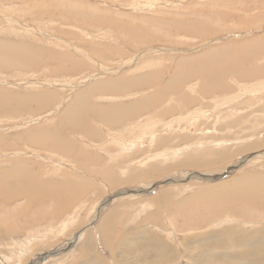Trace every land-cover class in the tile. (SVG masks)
Returning a JSON list of instances; mask_svg holds the SVG:
<instances>
[{"label": "bare ground", "instance_id": "bare-ground-1", "mask_svg": "<svg viewBox=\"0 0 264 264\" xmlns=\"http://www.w3.org/2000/svg\"><path fill=\"white\" fill-rule=\"evenodd\" d=\"M13 1H22L23 6L25 5L23 9H28L33 6H35L33 8L38 7L41 16L44 17V15H47L50 17V21H54L53 19H55L63 24H69L74 28L79 27L84 31H86L88 27H105V25H109L107 23H111V26L119 25L124 27L127 29L126 32L129 35H132L133 38H136L140 46L146 48L143 50L144 52L140 54V59H142L148 53L154 51L147 49L149 47L147 46L148 40L155 38L160 39L162 36H165L161 34L163 31L161 30L162 28L169 33L174 31L177 33H186L190 35H211V32L213 31L212 35L214 36V34L223 33L221 31H224H215V29L210 25L208 26L206 22H176V20L169 23H165L166 21H159V23H156V25L159 27H154L152 30H146L134 25V22H132V24L130 22L129 24H124L118 20L110 21L106 18L99 17L96 15V12H98L96 8L90 9V11H85L81 4H77L79 2L66 1L65 5L62 7L59 5L54 6L58 2H55L56 4L52 5L53 3L51 4L50 0ZM209 3L210 5H216L215 1ZM214 5L210 8H213ZM83 6L85 7V5ZM218 18V20H221V16ZM263 26L264 24L262 23L260 28H263ZM158 28H160V30ZM63 31L64 30H61V32ZM64 35L67 36L68 40L71 42L78 39V34L72 32L64 33ZM86 35H88V33H86ZM201 36L203 37V35ZM64 38L59 37L58 40L62 42L66 40V37ZM78 40L83 41H80L81 45L83 47H87L88 49V53L85 54L87 59L91 58L89 56L96 54H98V57L100 58H107L111 55L110 51L106 49H99L94 44L92 45L91 41V43H89V41L87 42L84 40V38L82 39L80 37ZM258 40H256L257 43L254 45H246V42L245 44L242 43L243 45H239L238 50L242 49L243 51L241 52L242 54L240 53L239 55L236 54L238 52L236 49H234V52H237L232 53V47L227 46L222 47V50L212 49L205 53H201L198 55L199 57H193L194 59H183V57H181L182 60L178 62V65H175L178 71H174L176 73L172 74L168 80L166 79L167 81L165 83L163 82L164 84L162 83L163 85H161V87L157 90L156 86L161 84L164 77V70V72L153 70V72H148L146 71L148 67H142L144 65H140L142 67H140V70H143L144 73L135 75L136 71L139 70V67L137 68L136 65H128L126 63L127 66L121 68L122 72H125L124 74L120 73V71L117 73V70L112 71V68H106L109 70L103 72L102 69L105 67L101 66V64L98 63L99 61L96 62L93 56L92 59L96 62L100 69L98 68L97 74L89 78L92 82L89 85L80 88V90L75 94L72 103H70L68 107H64L65 109L62 113L56 114L57 109L54 110L55 112L51 110L48 115L43 117L44 119L51 116V118L56 117V122H59H57V124L55 123L54 125L47 124L48 126L35 127L34 130L25 129L26 131L22 132L21 137L17 138L20 140L18 142H25L27 146L29 145L37 148V151L40 149L41 151H46L52 154L62 153L67 157L73 158L75 163L80 166L78 168L87 173V177H89L90 173H93L95 174L96 178L102 180L101 182H104L107 184V186L109 185V187H111L113 184H116V182L119 180L118 178V180L115 178L113 172L114 167H109L108 164L103 166L102 157L96 156L97 158H92V156L87 153L88 151L85 150L86 152H84L82 150L83 146L81 147L78 142L73 140V138H80L83 142H91L93 140L102 139L103 132L98 130L99 126L105 129L108 128L109 132L115 128L118 129L117 136H111V139L115 141L116 147H118L116 148L119 151L118 157L122 158L123 153L127 155L130 153V158H133L136 155H146L145 159L142 158V160L147 161L148 163H153V161H155L152 166L148 167V171L155 174L160 172L161 166L159 163L163 165V160L167 162L170 160H175L173 162H176L177 164L171 165L174 168L180 167L197 169V167H199L201 170L206 168L208 170V168L210 169L216 166V164H232L234 160H236V158L241 155V153L242 155L251 154L252 156L250 155L249 158H254L250 161L249 158L244 157L240 159L241 161H248L249 159V162H252L253 160L260 159L264 153V151H262L264 150V134L258 139L251 138L252 136L254 137L255 134L252 136H248V134L251 135L250 131L256 134H260L262 130L264 131V102L262 104L260 103L264 99V93H260L262 89L264 91V87L262 85H258V89L256 88L255 90V87H252L253 85L244 89L239 88L241 91L240 94L242 93L246 99H241L240 97L242 96L240 95H234V97L231 96L230 99L224 98L227 93L235 91V88L230 87L228 84L229 82H226L228 81L226 76H229V78L231 77L232 79L234 78L237 81L239 80L240 82L253 81L262 77L264 78V65L262 64L263 66H257L254 64L255 60L260 59L261 54H264V40H261L260 37ZM69 46L71 49L70 52L67 51L66 53H59L38 45L36 46L34 44H29L25 41L15 42L9 39L0 38V74L5 75V73L11 74L16 72L14 76L18 75L16 77H19L20 73L17 72L26 74L27 72L39 71L41 68L42 70L46 71L49 70V67L52 63H56V72H59V74L75 73L76 71L81 70L85 64H83L84 62L82 63V59L80 57L75 55L76 52H79L81 47H75L71 43H69ZM60 48H62V46ZM157 50L158 49H155V52ZM117 51V55H124V53L120 52L119 50ZM81 55L84 54L81 53ZM95 57L98 58L97 56ZM195 59H200V62L197 63V60L195 61ZM192 60L195 61V63H189ZM92 68L94 67H91L90 69L92 70ZM217 68L218 70L216 71ZM210 70L211 72H209ZM129 75L132 76L128 77ZM95 76H103L104 78L98 80L94 79ZM55 79H48L52 81V83L49 82L50 87H52L55 82H58ZM236 80H233V83L237 84ZM194 81L195 83L192 84ZM239 81L238 83H240ZM64 84L68 86L70 85L68 88L75 91V84H71L69 78L68 81L64 82ZM36 85L40 84L36 83ZM41 85L44 86L43 83ZM235 86L241 87V85ZM187 88L190 91L187 92ZM30 93L12 94L11 91L8 92V90L4 88L3 90L0 89V119L8 116L3 120H17L18 118H16V116L18 112L28 108H34L33 113L30 114L34 116L32 118L29 117V120H32L35 117H40L44 114L43 111L48 112V109L52 108L51 105L54 104V102L57 101L60 96L57 91L50 89L40 90V92H35L32 94ZM247 93L249 94V97L247 96ZM126 96L130 98L132 97L130 100L131 102L128 101L126 103H121L124 102L122 97ZM103 100H109V102H101ZM117 100L122 101L117 102ZM59 101L60 99L58 100V106L62 104V100L61 102ZM257 104H259V106H257ZM194 107H197V109L191 112ZM225 107H228L229 109L227 110ZM60 110L61 109H58V111ZM147 113L150 114L148 118H146L144 121L139 119L140 116ZM167 118H169L170 121H165ZM41 120L43 119L41 118ZM156 121L161 123V126H158L155 123ZM95 124L97 125V128L95 127ZM128 124L129 126L127 127ZM20 125H26L27 127V123L24 125H16V127ZM199 128H203L208 131L205 132L203 129H200V131ZM136 129H138V137L136 138L137 141L134 140ZM212 129H216L214 134L210 133V130ZM232 129H239L237 131L238 134L248 130L249 133L245 134L243 137H237V135L236 138H232L235 135L233 133L230 137H227L229 135H221L223 134V130L231 132ZM198 130L201 134L198 133ZM126 131L130 133L126 135ZM185 131L188 134H185ZM182 132L183 134L181 135ZM216 134L218 136H215ZM243 138V142L237 141ZM235 139H237L234 144L235 146H231L233 145V140ZM15 149L20 150V147L18 145L16 146L15 144H5L4 138L0 137L1 161L4 160L2 157H5V153H7V151H14ZM159 151L162 152L158 153ZM109 153L108 157L110 155ZM105 154H107V152ZM10 155L11 154H9V157ZM39 155L40 154H38V156ZM124 159H126V157ZM130 160L132 161L133 159ZM5 161L9 162L11 167L0 169L1 203H7L10 199H15L20 197L22 194H25L28 195V201L26 203L32 202V199L48 200V206L52 203L53 209L56 211L60 210V214L57 216H64L65 213L63 212H65L68 207L70 208L75 203L76 197L82 196L83 193H85V191L88 189L87 186L90 187L94 183L89 181V179H87L86 182V178L79 181L77 180L76 175L72 174L69 175L67 183H49L51 180L41 182L37 176L39 175V170L41 168L40 166L39 168L36 167V161H32L30 159L28 160L27 158L25 159L23 157L16 159L13 158ZM141 163L145 162L141 161ZM221 169L218 167V170L220 171L219 173L216 172L217 174H212L215 173V171L202 174H190V180L205 181L210 179L217 183H213L214 185H211L214 187H207L208 190L206 192H201L197 195H195V193V196L191 198L192 201H187L188 203H186L184 206L176 204L172 205V203L170 204V201L165 199L166 201L164 204V209L171 210V212L174 210L175 212L179 213V217H181L182 222L185 224V227L183 226L185 229H181L180 232L186 235L184 239L185 242H183V247L185 248V252H187V254L182 256L181 249L179 250L178 248L171 246L164 241H160L158 238H156V236L150 235L152 236V238L149 239L151 244L146 252L140 251L137 256H134V259L137 257L136 260L128 262V264H264V174H258V172L257 174H254L250 173L249 171V173H241V175L239 174L234 176L232 174H234L233 171H235V167H230L226 173L223 171L224 174L222 173V175H219ZM215 170H217V168ZM229 175L232 176V178L227 180L220 179ZM146 176H148V174ZM129 179H133L129 180V184L133 183V181H136L135 177L132 176H129ZM8 182H12L13 185L9 184ZM175 183H179V180H177ZM45 186L50 188L43 191ZM132 192L131 190L128 192L126 191L127 194H131L133 196L134 192ZM29 197L31 199H29ZM102 206L105 207L104 204ZM162 206L163 205H161V208ZM26 207L27 206H25V208ZM159 208L160 206L158 209ZM245 209L249 210L244 214L243 210ZM52 211L53 210H51V212ZM101 212L102 210L100 209L97 216H100ZM109 213L110 214H106V217L103 219V221H101L100 217V232L97 231V235L94 236V240H101L105 247L104 249H106L113 258H115V253L120 251L119 249L123 242V237L121 235L123 231L121 232L119 228L120 225L117 222L114 220V222H112L114 216L119 214L120 217V211H109ZM172 214L170 213V215ZM3 216L5 218L9 217V215L6 214ZM119 222H121V220ZM226 223L227 225H225ZM242 225H248L249 227L251 226L254 228L252 230H246L244 227L241 228ZM67 226L68 224H62L61 230L59 231L60 236H62L63 232L65 233V231H67ZM19 230L20 229L17 227L15 222L10 219L0 223V246L5 244L6 241L8 242L9 240H15L17 236L21 235ZM88 235V239L86 238L87 240H85L83 239L85 237V233L81 232V234L78 236L79 239L76 241L80 242L83 239V244L81 243V245H78L77 243H74V245L78 247L80 246L81 249L84 250L88 256H90L94 253H92V249L95 246V241H93L91 238L92 235ZM131 235L133 236V234ZM89 239H92L93 243ZM32 253V250L24 249V251L14 254L16 257L6 256V263L24 264L25 258L31 256ZM61 256L59 255V258L56 260L62 259L60 258ZM65 256H67V253H65ZM118 258L115 260L116 264H120L118 263L120 258ZM53 259L55 258L53 257ZM91 259H93V257ZM39 260L40 259H37V262ZM49 261H47V263ZM95 261L97 264H104L103 259L100 257H98ZM44 263L46 262L44 261Z\"/></svg>", "mask_w": 264, "mask_h": 264}, {"label": "rangeland", "instance_id": "rangeland-1", "mask_svg": "<svg viewBox=\"0 0 264 264\" xmlns=\"http://www.w3.org/2000/svg\"><path fill=\"white\" fill-rule=\"evenodd\" d=\"M50 1H51V4L53 3L52 5L56 4L55 2H58L54 6L59 5L62 7L63 5H65L66 1L79 2L77 4L79 5L81 4L82 8L85 11H90V9L96 8L98 11L96 12V15L99 17L106 18L107 20H110V21L118 20V21L123 22L124 24H129V22L132 24V22H134L133 23L134 25L140 28L146 29V30H152L154 29V27L156 28L159 27L158 25H156V23H159V21H164V22L166 21L165 23H169V22H174L176 20V22L177 21L206 22V24L208 26L210 25L211 27H213L215 31H219V30H224V31H221L223 33L214 34V36L212 35L213 31L211 32V35L209 34L210 36L201 34L203 35L202 37L199 34L190 35L186 33H177L174 31L169 33L168 31L162 28L161 30L163 31L161 32V34L165 36L161 37L160 35L161 37L160 39L155 38L156 40L155 39L148 40L147 46L149 47L147 49L150 51H153V50L154 51L148 53L146 56L140 59L139 57L140 54L143 53L144 52L143 50H145L146 48L145 47L143 48L142 46H140L136 38L135 37L133 38L132 35H129L126 32L127 29H125L124 27H121L119 25L111 26L112 25L111 23H107L109 25L107 26L105 25V27H101V28H98V27L90 28L86 25L88 29L84 31L80 29L79 27L74 28L73 26L69 24H63L55 19H53L54 21H50L49 20L50 17H48L47 15H44V17L41 16V13L39 12L38 7L33 8L35 7L33 6L31 8H28L29 10L27 8L23 9L25 5L23 6L22 1L15 2L13 0H0V15H1L0 16V23H1L0 24V38L9 39L15 42L25 41V42H28L29 44H34L36 46L38 45L40 47H43L49 50H54L59 53H66L67 51L70 52L71 49H70L69 43H71L75 47H81L79 49V52H76L75 55L80 57L82 59V63L84 62L83 64H85V66H83L81 70H78L79 72L76 71L75 73H70V74H67V73L59 74V72H56V63H52L49 67V70H46V71L42 70L41 68L39 71L27 72L26 74L22 72H17V73H20L19 77H16L18 75L14 76L16 72L11 73L12 75L10 73H5V75L0 74V89L2 90L4 88L8 90V92L11 91L12 94H15V93L16 94H23V93L29 94L30 92L35 93V92H40V90L50 89V90H55L60 94L58 98V100L60 99L59 102H61L62 100L61 105L58 106L59 104L58 100L55 101L54 104L51 105L52 108L48 109L49 110L48 112L43 111L45 115L42 113L43 114L42 116L37 117V118L35 117L32 120H29V117L32 118L34 116V115H30L31 113H33L34 108H28V109L19 111L16 116V118H18L17 120H14V119H11L9 121L3 120L4 118H7L8 116H5L4 118L0 119V137L4 138L5 144H8V145L15 144L16 146L18 145L20 147V150L15 149L14 151H7V153H5V157H2L4 158V160L2 161L0 160L1 161L0 169H6V168L11 167V165H9V162H6L5 160L23 157L25 159L27 158L28 160L30 159L32 161H36V163L38 164V165L36 164L37 168H39L40 166L41 169L39 170V175L37 176L41 182L42 181L46 182V181L51 180L49 183H67L68 182L67 180L69 179L70 174L76 175V178L79 181L81 179L86 178L85 180L86 182H87V179H89V181L91 182H94L92 186L90 185H89L90 187L87 186L88 189L85 191V193H83L82 196L76 197L75 203L70 208L68 207V209L65 212H63L65 213L64 216L63 215L57 216L60 214V210L56 211L55 209H53L52 203L51 205L48 206V200H42V199L33 200L32 199V202L26 203L28 201L27 200L28 195H25V194H22L20 197H17L15 199H10L9 202L7 203L0 202V223L4 222L7 219H10L13 222H15L17 227L20 229L19 232H21V235L17 236L15 240H11V241L9 240L8 242L6 241L5 244L0 246V251H2L0 252V264H8L6 263V258H7L6 256L16 257L14 254L24 251V249L32 250L33 252L31 256H28L27 258H25L24 264H71V263L72 264H97L95 260H97L98 257L103 259L104 264H116L115 260L118 257L120 258V259L118 258L119 259L118 263L128 264V262H132L133 260H136L137 257H135L134 259V256H137V254L140 251L146 252V250L149 248L151 244L149 239L152 238V236H156V238H158L160 241H164L167 244L178 248L179 250L181 249V255L184 256L185 254H187V252H185V248L183 247L184 245L183 242H185L184 239L186 235L184 233H181L180 231L181 229H185L184 228L185 224L182 222L181 217H179L180 216L179 213L175 212L174 210H172L171 212V210L164 209V204L166 201L165 199L170 201V204L172 203V205L176 204V205L184 206L186 203H188L187 201L189 202L192 201L191 198L193 196L200 194L201 192H206L208 190L207 187L209 188L214 187L211 185H214L213 183H217L210 179L205 180V181L190 180L189 179L190 174H193V173L202 174V173H207V172L210 173L214 171L215 173H212V174H217L220 171L218 170V167L219 169H221V167L224 165L225 166L222 167L219 175H222L223 171L224 173H226L227 170L230 169V167H235V171H233L234 174H232L234 176L239 175V174L241 175V173H249V171L250 173H254V174H257V172L258 174L259 173L264 174V153L260 159L253 160L252 162H249V159L250 161L254 159L253 157L249 158L251 154L249 155L243 154L244 155L243 156L241 153V155L239 154L240 156H238L232 164L230 165H228L229 163L228 164L220 163L219 165L216 164V166L210 168L212 170H210L209 168L208 170L207 168L206 169L202 168L203 170H201V168L199 167H197V169L196 168H193V169L180 168V167L174 168L171 165L177 164L176 162H173L175 160L173 161L170 160L168 162L163 160L162 161V163H164L163 165L159 163L161 166L160 167L161 173L159 172L155 174V173L148 171V167L152 166L155 161H153V163L152 162L148 163L147 161L142 160V158L145 159L146 155L145 156L136 155L133 158H130L129 156L130 153H128V155L123 153L122 158L118 157L119 151L116 149L118 147H116L115 141L111 139V136L113 137L117 136L118 129L115 128L113 130H110L109 132L108 128L105 129L99 126L98 130L103 132L102 139L93 140L91 142L89 141L83 142L80 138H73V140L78 142V144L81 147L83 146L82 150L84 152L88 151L87 153H89V155L92 156V158H97L99 156L102 157L103 166H106L108 164L109 167H114L113 172H114L115 178L116 180L118 179L119 180L118 182H116V184H113L111 187H109V185L107 186V184H105L104 182L102 183L101 182L102 180L96 178L95 174L93 173H90L89 177H87L86 176L87 173L83 171L82 169L78 168L80 166H78V164L75 163L73 158L67 157L63 155L62 153L52 154L46 151H41L40 149H38L39 151H37V148L29 146V145L27 146L25 142L19 143L18 141L20 140H18L17 138L21 137L22 132H25L28 129L34 130L35 127L48 126L47 124L49 125H54L55 123L57 124V122L59 121L56 122L55 120L56 117L51 118L52 117L51 116L45 119L43 117L48 115V113H50L51 110L54 111L56 109H57L56 114L58 113L60 114L64 111L65 109L64 107H68V105L72 103V100L74 99L75 94L80 90V88H83L84 86L89 85L92 82L90 81L91 79L89 78L97 74L98 72L97 69L99 68V66L96 64V62L98 61H99L98 63H100L101 66L105 67L102 69L103 72H106L112 68V71L117 70L116 71L117 73H119V71L120 73H123L121 68H124L125 66H127V64L136 65L137 68L139 67L138 68L139 70H140V67L144 65L142 67H148L146 69V71L148 72H153V71L164 72L165 71L161 84L156 86V90H157L161 87V85H163L171 77L172 74L178 71L175 65H178V62L182 60L181 57H183V59L184 58L194 59L193 57L195 56L199 57L198 55H200L201 53H205L212 49L222 50L223 49L222 47H227V46L232 47L231 48L233 49L232 53L234 52V49H236L239 53L237 51H236L237 53L236 52L234 53L239 55L241 52H243L242 49L238 50L239 45H243L245 44V42H246V45L248 44L254 45L257 43L256 40H258L259 37L261 40H264V26L263 28H260L262 23L264 24V0H207V1L206 0H185V1L184 0H87V1L86 0H61V1L60 0H50ZM212 1L216 2L215 3L216 5L213 4L215 8L214 7L210 8L213 5H210L209 2H212ZM241 2L244 5V7L241 4ZM83 5H85V7ZM219 7L221 8V10ZM219 16H221V20H218ZM158 29L160 30V28ZM61 30H64V31L61 32ZM252 30H254L255 32ZM70 32L78 34V39L80 37L82 39L84 38V40H86L87 42L89 41V43L92 42L91 44L92 45L94 44L99 49H106L110 51L111 55L108 56L107 58L106 57L100 58L98 57L99 55L96 54V55L89 56L91 58L88 57L89 59H87V57H85L86 56L85 54L88 53L87 51L88 49L87 47H83L81 45V42L83 41L80 40L81 41L80 42L77 39L76 41L71 42L70 40H68V37L64 35V33H70ZM86 33H88V35H86ZM62 36L66 37L67 41L66 40L62 42L59 41L58 40L59 37L64 38ZM152 42H156V43H152ZM231 45L237 48H234ZM61 46L62 48H60ZM207 47L210 49H208ZM82 49L84 50V52ZM155 49H158V50L155 52ZM117 50L124 53V55L123 54L117 55V52H118ZM80 52L83 53L84 55H81ZM95 56H97L98 58H96ZM263 56L264 54H261L260 59H256L254 64L257 66H260V65L263 66L264 65ZM92 57L94 58L96 62L92 59ZM196 60L197 59H195V61ZM195 61L192 60L189 63L191 62L195 63ZM196 62L197 63L200 62V59H198ZM191 65H194V64H191ZM91 67H94V68H92L91 70L90 69ZM106 68H109V69H106ZM139 70L136 71L135 75H140L144 73L143 70H140V71ZM217 70L218 68L216 69V71ZM51 71H54V72H51ZM209 72H211V70ZM131 76L132 75H129L128 77H131ZM53 78L54 79L56 78L55 80L58 82H55L53 86L50 87L49 82L52 83V81L48 79L54 80ZM68 78L70 79L71 84L72 83L75 84V87H76L75 91L68 88L70 87V85L68 86L64 84L65 81H68ZM102 78L104 77L95 76L94 79L99 80ZM226 78L228 80L226 82L227 83L229 82L228 84L230 85V87L235 88L234 92L227 93V95L224 97L226 99H230L231 96L234 97V95L235 96L240 95L242 96L240 97L241 99L243 98L246 99V97L242 93L240 94L241 91L239 90V88L244 89L247 87H251L253 85L252 87H255L254 88L255 90L256 88L258 89V85H262L264 87L263 77L253 80V81H246V82L244 81L240 82L238 80L240 83H238V81L234 78L233 79L231 77L229 78V76L228 77L226 76ZM233 80L234 81L236 80L237 84L233 83ZM36 83L40 85H36ZM42 83L44 84V86L41 85ZM194 83L195 81L192 84ZM235 85H241V87H237ZM186 91L188 92L190 90L187 88ZM262 92L264 93L263 89L260 93ZM247 96L249 97L248 93H247ZM122 98L124 99V102H121V103H126L128 101L131 102L130 100L132 99V97L130 98L127 96L122 97ZM263 100L260 102L261 104L264 102ZM104 101L109 102V100H103L101 102H104ZM118 101H122V100H117V102ZM257 106H259V104H257ZM58 109H61V110L58 111ZM196 109L197 107L196 108L194 107L191 110V112ZM225 109L228 110L229 108L225 107ZM149 115L150 114L147 113L145 115L140 116L139 119H142V121H144L146 118L149 117ZM257 115H261V114H257ZM41 118L43 120H41ZM165 121L168 122L170 121V119L167 118L165 119ZM26 123H27V127L26 125H24ZM155 123L158 126H161V123H158L157 121ZM19 124H23L25 127L21 125L16 127V125H19ZM96 126L97 125L95 124V127ZM128 126L129 124L127 125V127ZM200 129H203V128H199V130ZM137 130L138 129L135 130L134 140H136V138L138 137ZM199 130H198V133H200L201 131ZM203 130L205 132L208 131L206 129H203ZM215 130L216 129L210 130V133L214 134ZM238 130L239 129H232L231 132L223 130L222 131L223 134L221 135H225V136L229 135L227 137H230L233 133L235 135L232 138H236L237 135H238L237 137H243L245 134L249 133L248 132L249 130H248V131H243L242 133L238 134L237 133ZM243 130H247V129H243ZM234 132H236L237 134ZM129 133L130 132L128 131L125 132L126 135H128ZM184 133L188 134L186 131ZM182 134L183 132L181 133V135ZM250 134L251 135L248 134V136H252L255 134L254 137L252 136L251 138L258 139L263 136L264 131L262 130L260 134L252 133L250 131ZM215 136H218V135L216 134ZM11 137H14V138H11ZM182 137H185V136H182ZM236 140L237 139L233 140V145L231 146H235L234 144ZM237 141L243 142L244 138L237 140ZM106 152L107 154H105ZM161 152L162 151H159L158 153H161ZM8 153L11 154L10 157ZM108 153L110 154L109 157H108ZM38 154L40 155L38 156ZM125 157L126 159H124ZM244 157L249 158L248 161L240 160L241 158H244ZM112 158H115V159H112ZM130 159H133V160L131 161ZM141 161L145 163H141ZM216 168L218 171L215 170ZM147 174L148 176H146ZM128 175L135 177L136 181H133V183L129 184V180H133V179H129ZM230 178H232V176L229 175V176H226L220 179L227 180ZM177 180H179V183H175L177 182ZM12 182H8V183L12 184ZM48 188L50 187L45 186L43 191L47 190ZM130 190L131 192L134 190L133 191L134 193L132 192L133 196L131 194L129 195L126 193V191L128 192ZM29 199L31 198L29 197ZM103 204L105 205V207L102 206ZM161 205H163L162 206L163 209L161 208ZM25 206L27 207L25 208ZM159 206L160 208L158 209ZM100 209L102 210V212L100 216L99 215L97 216L98 211ZM156 209L159 211H157ZM51 210L53 211L51 212ZM248 210L249 209L243 210L244 214L248 212ZM109 211L110 212L120 211V217H119V214L117 216H114L112 219V222L114 221L117 222L120 225L119 228L121 232L123 231L121 233L123 237V242L120 246V249H119L120 251H118L119 253L118 252L115 253L116 254L115 258H113L110 255V253L106 249H104L105 247L101 240L99 239L94 240L95 239L94 236L97 235L96 234L97 231L100 230L99 229L101 225L100 222L103 221V219L106 217V214H110ZM170 213L171 214L173 213V214L170 215ZM263 213H264V210H263ZM4 214L9 215V217L5 218L3 216ZM156 214L159 216H157ZM100 217H101V221H100ZM120 220L121 222H119ZM62 224H68V226L66 227L67 231H65V233L63 232L64 235L62 234V236H60L59 231L61 230ZM225 225H227V223ZM243 227L246 230H252L254 228L251 226L249 227L248 225H242L241 228ZM81 232L85 233V237L83 239L87 240L88 239L87 237H89L88 234H90L92 235L91 238L93 239V241L97 242V243L94 242L95 246L92 249V253L94 252L93 253L94 255L92 254L88 256L86 252L81 249L80 246L78 247L74 245V243H77L78 245H81V243L83 244L82 242L83 239L80 242L76 241L79 239L78 236L81 234ZM48 234H49V237H48ZM131 234H133V236ZM92 239H89V240L93 243ZM126 240H127V244H126ZM44 242L46 243V245ZM48 244L50 245V247ZM125 248L127 252L125 251ZM81 252L83 253V255ZM65 253H67V256H65ZM10 254H13V255H10ZM59 255L63 256V257L62 256L60 257L62 259L56 260L59 258L58 257ZM53 257L55 259H53ZM92 257L93 259H91ZM37 259H40V260L37 262ZM46 260L47 261L50 260L49 261L50 263L49 262L47 263ZM44 261L46 263H44ZM56 261H58L59 263Z\"/></svg>", "mask_w": 264, "mask_h": 264}]
</instances>
